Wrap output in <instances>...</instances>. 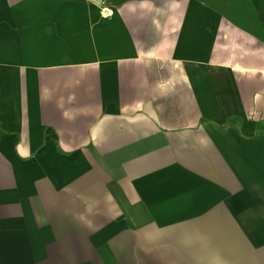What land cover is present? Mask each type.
I'll list each match as a JSON object with an SVG mask.
<instances>
[{"label":"crops","instance_id":"obj_1","mask_svg":"<svg viewBox=\"0 0 264 264\" xmlns=\"http://www.w3.org/2000/svg\"><path fill=\"white\" fill-rule=\"evenodd\" d=\"M219 164L264 172V0H0V264L172 256Z\"/></svg>","mask_w":264,"mask_h":264},{"label":"rangeland","instance_id":"obj_2","mask_svg":"<svg viewBox=\"0 0 264 264\" xmlns=\"http://www.w3.org/2000/svg\"><path fill=\"white\" fill-rule=\"evenodd\" d=\"M218 168L216 192L211 182L210 198L202 205L217 212L196 214L201 221L172 230L176 251L148 256V264L151 259L153 264H264V172L254 171L258 166L253 165H234L233 174L225 164ZM193 224L213 226L189 227Z\"/></svg>","mask_w":264,"mask_h":264}]
</instances>
